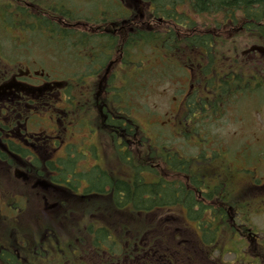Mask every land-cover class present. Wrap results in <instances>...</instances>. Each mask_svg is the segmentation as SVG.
I'll return each mask as SVG.
<instances>
[{
    "label": "trees",
    "instance_id": "1",
    "mask_svg": "<svg viewBox=\"0 0 264 264\" xmlns=\"http://www.w3.org/2000/svg\"><path fill=\"white\" fill-rule=\"evenodd\" d=\"M187 2L188 5L182 7L154 6L151 15L156 20H162V25L157 26L156 21H149L140 27H131L129 34L122 37V65L118 72L122 77L121 82L115 81V70L113 75H109L108 82L102 84L66 82V109L76 114H87L85 120L76 121L87 126L93 134L101 136L100 140L96 139V145H119L115 141L116 133L121 145H127L131 136L135 135L138 138L137 145L141 148L138 149L137 160L129 149L121 154L124 158H119L133 169V179L113 183L109 172L91 174L92 183L87 195L103 198L102 204L93 199L90 203L87 201V225L92 226L90 232L87 231V246L91 248H81L85 244H59L57 252L55 249L52 252L54 264L66 261L71 264H185L180 261L175 263L172 259L168 261L160 256L155 259L147 256L150 259L147 263L149 259L145 256L135 259L134 250L137 246L140 256L149 249L148 246L131 244L139 233L128 232L126 222H122L125 228L121 232H116V227H110L119 225L117 219L121 216L123 220L128 218L129 221L131 213L137 226H141L145 217H138L137 213L179 207L185 208L188 220L195 223L196 240L205 243V256L208 251L210 254L218 251L223 256L225 252L237 254L247 249L256 255L255 264L258 261L264 263V236L249 221L251 213L246 200L249 191H241V201L233 200L226 192L225 182H214L210 177L207 178L208 174L197 166L200 162L190 165L200 158L205 160V156L211 155L213 159L219 160L222 155L217 149L203 151L199 143L193 141L198 131L212 137L215 146L221 147L222 142L213 134V126L244 100L257 96L264 100V66L260 62L258 65L253 62L249 66L241 63L240 57L235 58L240 55L245 43L264 47V0ZM93 15L91 25L99 24L95 18L97 13ZM123 20L131 21L127 12L123 13ZM112 23L115 24V21ZM4 26L14 32L10 39L9 55L15 60L20 59V52L24 48L31 51L37 48L40 51L57 47L56 37L52 35V23L25 18L12 20L8 24L0 23V29ZM115 41L113 36L108 39L111 49L116 47ZM98 42V35L91 39L80 36L62 40V46L76 48V63L70 68L63 67L59 72L64 76L59 75L58 78L69 75L81 81L100 74L105 65L111 62L110 57L115 59L119 54H116V49L104 54ZM86 55L90 56L88 68ZM216 59L220 67L218 74L214 73ZM201 60L204 63L200 64ZM192 72L196 76L202 73L201 76L209 81L199 82L197 76V82L188 81L182 85L180 82H171L178 78L190 80ZM212 78L220 79V82H211ZM246 79L249 81L244 82ZM166 84L174 85V94L169 98L170 104L176 108L174 126L169 128L149 123V133L155 135L153 142L131 115L139 113L145 115L147 120L150 111H153L147 106L148 98L154 90L159 91ZM179 119L182 123L180 127ZM249 153L240 151L238 155L246 172L258 162L248 165ZM257 155L262 160L264 149ZM127 156L130 157L129 161H126ZM139 169L154 172L156 179L145 181ZM258 184L256 181V190ZM127 207L131 208L129 212ZM207 210L210 211L209 215L204 213ZM98 225H106V229H98ZM224 236L234 243L232 250L221 248L220 241ZM218 239L220 244H215ZM128 241L129 244H125ZM45 253L44 256L50 260ZM188 255L185 250L183 256L188 259ZM85 256L87 261L83 259ZM94 256L98 260L91 261ZM240 257L235 256L236 259ZM206 259L204 263H209L208 257ZM212 263L218 264L215 261Z\"/></svg>",
    "mask_w": 264,
    "mask_h": 264
},
{
    "label": "flooded vegetation",
    "instance_id": "2",
    "mask_svg": "<svg viewBox=\"0 0 264 264\" xmlns=\"http://www.w3.org/2000/svg\"><path fill=\"white\" fill-rule=\"evenodd\" d=\"M186 5L187 0H0L1 24L25 18L52 23V35L57 40L56 48L41 49L39 54L51 55L48 58L39 55L41 58L33 61L25 51L20 52V59L14 63L10 55L0 57V264H53V255L49 260L44 251L46 256L54 249L56 253L59 244L87 247V231L92 229L87 225L91 174L109 172L113 183L125 182L122 172L113 171L116 167L108 168L111 163H108L107 151L111 148L118 159L123 158L120 155L123 151L136 152L137 147L120 145L116 133L117 146L68 141L67 133L74 135L76 130V114L62 111L66 108L64 98L60 102V96L65 95V82L102 84L108 82L113 70H121L122 37L129 34L131 27L121 30V26H114L108 19L123 22V13L130 8H145L149 14L154 6ZM91 7L98 8L97 25L90 23L94 17ZM140 9L135 10L134 21L144 23L145 15ZM135 22L132 27H138ZM4 28L0 30V54L11 51L7 39L10 28ZM94 35L100 37L101 52L109 54L116 49L119 55L115 59L110 57L111 62L98 75L81 81L69 75L58 78L64 76L59 72L63 67L70 68L76 63V48L62 46L61 41L80 36L91 39ZM111 36L116 38V47L112 49L108 46ZM86 60L88 68L90 56L86 55ZM115 81L121 82L117 78ZM81 130L87 133L86 139H91L90 129ZM120 164L130 171L125 161ZM152 174L147 171V178H152ZM92 199L103 200L97 196L89 202ZM129 209L126 208L127 212ZM204 213L209 215L210 211ZM117 221L119 225L110 226L116 227V232L128 227L127 231L134 233V227L123 226L122 216ZM97 228L106 229V225ZM131 244H152V241L143 242L137 237Z\"/></svg>",
    "mask_w": 264,
    "mask_h": 264
},
{
    "label": "rangeland",
    "instance_id": "3",
    "mask_svg": "<svg viewBox=\"0 0 264 264\" xmlns=\"http://www.w3.org/2000/svg\"><path fill=\"white\" fill-rule=\"evenodd\" d=\"M140 8H137L139 10ZM143 16L146 14L145 8L140 9ZM250 44V43H249ZM248 43L242 45V51L244 52L249 48ZM247 48V49H244ZM244 49V50H243ZM241 51V52H242ZM240 52V54H241ZM260 55V54H259ZM239 58L241 63L245 64L247 60L253 59L252 52H245L243 55H238L235 58ZM264 60L263 53L260 55L259 60L254 62V65L260 64ZM251 62V61H250ZM204 63L203 60L200 61V64ZM214 68L216 70V74H218L219 67V60L216 59L214 62ZM240 69L243 75H245L242 65H240ZM193 75V74H192ZM211 82H218L216 79H210ZM206 78L201 77L200 82H208ZM249 80L246 79L244 82H248ZM170 82V81H169ZM175 82V81H172ZM184 84L185 82H181ZM160 86V85H159ZM174 85L166 84L161 88L159 91H153L151 96L147 100L148 108H152L154 111H150V115L146 120L145 115L139 113H133L131 116L137 123L140 125L142 130L150 136V124L156 126L157 123L163 124L164 126H168L170 118L172 114L176 112V108L174 105L170 104L169 98L171 95L174 94V89H172ZM156 88V87H155ZM259 97L248 98L243 102L239 103L236 109L230 114H227L221 121H219L215 126H213L212 131L215 137L222 142L223 148L220 146H215L212 137L203 133L202 131H198V133L193 137V141L199 143L201 149L203 151L211 150L215 151L217 149L219 154V160L213 159L211 155L209 157L205 156V160L199 159L193 161L190 165H196L201 167V170H204L207 178L213 179L214 182H225L226 183V192L229 194V197L233 200L243 199V193L241 190L249 191V195L247 194V203L248 208L251 209L252 216L249 217V221L251 222L253 227L257 229L260 233H264V188L260 192L256 189L249 186L248 182H245L241 179H250L251 177L256 178L255 174L251 171V174L248 175L247 172L244 170L242 161L239 159L235 154L234 150L250 152L248 155L249 163L248 165L254 164L257 162L258 164V177L263 178L264 180V158L261 160L257 153L264 149V102L258 99ZM156 112V113H155ZM87 118V114H81V117L78 120H85ZM162 120V121H160ZM75 124L80 123L74 121ZM182 123L179 119L178 127H180ZM81 129H86L83 125L81 128L76 129L74 135H70L67 133L68 141L77 144L80 142H86L89 144L90 142H95L92 139H86V132H83ZM85 131V130H84ZM101 139V136H98V140ZM224 148H226L224 150ZM112 151L110 148L107 151V154ZM108 161L110 159H107ZM89 164H92V160H87ZM103 159L101 160V165L103 166ZM107 163V162H106ZM200 164V165H198ZM226 166V167H225ZM246 166V161H245ZM227 168V169H226ZM251 168V167H250ZM113 171L121 172L120 168L116 167ZM264 182V181H263ZM254 186H256L254 184ZM262 186L261 185H258ZM244 192V191H243ZM237 201V202H240ZM256 213V214H255ZM160 215V214H159ZM183 214L179 210H174L168 213V215H163L158 218H163L158 220L157 223L159 227L162 225H166L167 229H164L162 233L157 235V239L152 242L154 245V249L156 251V255L160 257H164L169 260H174L175 263L180 261L184 262L185 264H213L212 262L215 261L218 264H255L254 260L256 259V255L252 250L243 249L240 250L239 253L234 254L232 252H225L223 256H221L220 252L215 251L212 254L208 251L207 257L209 259V263H204L207 259H204L201 254H196L197 244H174L173 237H175V241L187 240L191 242H196V235L195 232L189 228L184 227L183 223ZM189 226L195 229V225L193 222L187 220ZM149 226L147 222L143 221L141 226H134L135 231H141L145 228L147 229ZM156 231H150L147 233L149 239L152 240ZM231 239H228L227 236L223 237L221 242V248L223 250H232L234 248V244H229ZM164 248L160 246L163 243ZM219 242V243H220ZM218 244V243H217ZM142 247H146L144 244L141 245ZM217 247V246H215ZM87 248H91L87 246ZM187 248H191L194 250V259L190 260L183 256L184 251ZM213 248L211 247V250ZM164 250V252H163ZM47 253V252H46ZM52 253H49L47 257L52 256ZM134 258L138 259L140 254L134 252ZM235 256H242L239 259H236ZM85 261H87V256L83 257ZM92 260H98L95 256L91 258ZM54 264V263H53ZM258 264H264L263 262H259Z\"/></svg>",
    "mask_w": 264,
    "mask_h": 264
}]
</instances>
